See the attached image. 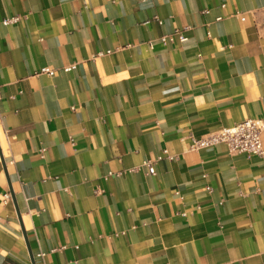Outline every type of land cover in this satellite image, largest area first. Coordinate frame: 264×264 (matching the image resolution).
I'll list each match as a JSON object with an SVG mask.
<instances>
[{
  "label": "crops",
  "instance_id": "1",
  "mask_svg": "<svg viewBox=\"0 0 264 264\" xmlns=\"http://www.w3.org/2000/svg\"><path fill=\"white\" fill-rule=\"evenodd\" d=\"M248 118L264 0H0V264H264Z\"/></svg>",
  "mask_w": 264,
  "mask_h": 264
},
{
  "label": "built area",
  "instance_id": "2",
  "mask_svg": "<svg viewBox=\"0 0 264 264\" xmlns=\"http://www.w3.org/2000/svg\"><path fill=\"white\" fill-rule=\"evenodd\" d=\"M243 18V17H242ZM220 19V18H219ZM20 16H12L4 19V24L17 23ZM177 37L181 42L187 40V35L182 30H177L175 33L165 35L163 41L167 38L172 40ZM74 65L66 66L65 70L70 71ZM41 73L53 75L55 71L48 67L41 69ZM264 133V119L261 118H248L232 126L221 127L215 131L208 133L202 137H193L190 145V150L199 151L201 149L213 147L217 144H224L228 147L231 153H246L248 155L264 156V145L262 135ZM146 165L150 171L153 172V164L147 161ZM10 199V194H5V200ZM3 220V219H2ZM5 221V219L3 220ZM45 253H40L39 256L43 257Z\"/></svg>",
  "mask_w": 264,
  "mask_h": 264
},
{
  "label": "water",
  "instance_id": "3",
  "mask_svg": "<svg viewBox=\"0 0 264 264\" xmlns=\"http://www.w3.org/2000/svg\"><path fill=\"white\" fill-rule=\"evenodd\" d=\"M35 264V263H34Z\"/></svg>",
  "mask_w": 264,
  "mask_h": 264
}]
</instances>
